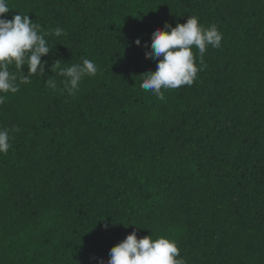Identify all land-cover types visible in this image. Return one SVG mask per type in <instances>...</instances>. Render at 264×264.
<instances>
[{
    "label": "trees",
    "instance_id": "trees-1",
    "mask_svg": "<svg viewBox=\"0 0 264 264\" xmlns=\"http://www.w3.org/2000/svg\"><path fill=\"white\" fill-rule=\"evenodd\" d=\"M9 4L64 34L0 104V264H106L133 231L175 240L186 264H264V0ZM193 15L220 46L160 100L141 88L152 33ZM84 58L98 72L69 95L50 69Z\"/></svg>",
    "mask_w": 264,
    "mask_h": 264
},
{
    "label": "clouds",
    "instance_id": "clouds-1",
    "mask_svg": "<svg viewBox=\"0 0 264 264\" xmlns=\"http://www.w3.org/2000/svg\"><path fill=\"white\" fill-rule=\"evenodd\" d=\"M9 12V0H0V104L5 103V94L19 91V83L30 84L31 75L39 74L42 77L45 74L46 62L41 58L51 51L48 37L64 34L60 27L44 32L28 15L17 13L8 19ZM222 38L215 25L205 28L195 15L188 17L184 24L177 23L172 27L166 23L163 29L157 28L152 33L150 50L145 53L146 57L157 61L156 70L142 75L141 88L163 100L162 89L191 86L200 71L197 58L203 63L208 47L218 48ZM135 44L139 46L140 41H135ZM193 48L197 50L196 53ZM10 65L19 70V77L9 70ZM25 65L27 75L21 71ZM53 68L58 69L57 75L64 77L62 83L69 95L79 90L86 76H95L98 72L97 65L86 58L82 59V63L67 67L57 60L51 72ZM45 83L50 89L57 87L55 79L48 78ZM10 140L9 129H0V154L9 151ZM108 255L106 264H186L175 240L164 236L153 239L151 234L138 238L135 231L112 247Z\"/></svg>",
    "mask_w": 264,
    "mask_h": 264
}]
</instances>
